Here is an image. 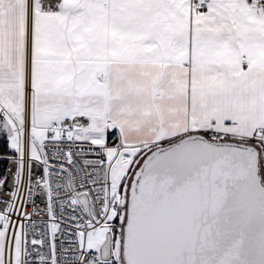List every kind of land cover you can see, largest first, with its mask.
<instances>
[{
    "label": "snow or ice",
    "instance_id": "6c2138e0",
    "mask_svg": "<svg viewBox=\"0 0 264 264\" xmlns=\"http://www.w3.org/2000/svg\"><path fill=\"white\" fill-rule=\"evenodd\" d=\"M0 162V264H264V0H0Z\"/></svg>",
    "mask_w": 264,
    "mask_h": 264
},
{
    "label": "crops",
    "instance_id": "0c3cea01",
    "mask_svg": "<svg viewBox=\"0 0 264 264\" xmlns=\"http://www.w3.org/2000/svg\"><path fill=\"white\" fill-rule=\"evenodd\" d=\"M5 10L13 21L17 19L18 13L14 10L13 6L5 5Z\"/></svg>",
    "mask_w": 264,
    "mask_h": 264
},
{
    "label": "built area",
    "instance_id": "2783aa9c",
    "mask_svg": "<svg viewBox=\"0 0 264 264\" xmlns=\"http://www.w3.org/2000/svg\"><path fill=\"white\" fill-rule=\"evenodd\" d=\"M3 164V163H2ZM2 164H1V167H2Z\"/></svg>",
    "mask_w": 264,
    "mask_h": 264
},
{
    "label": "trees",
    "instance_id": "16d2710c",
    "mask_svg": "<svg viewBox=\"0 0 264 264\" xmlns=\"http://www.w3.org/2000/svg\"><path fill=\"white\" fill-rule=\"evenodd\" d=\"M0 163H3V162H0Z\"/></svg>",
    "mask_w": 264,
    "mask_h": 264
}]
</instances>
